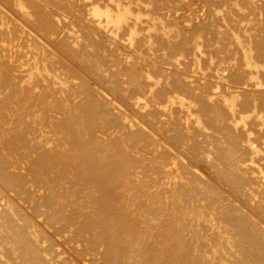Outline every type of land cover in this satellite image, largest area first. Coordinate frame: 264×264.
I'll list each match as a JSON object with an SVG mask.
<instances>
[{
    "label": "rangeland",
    "instance_id": "374dc122",
    "mask_svg": "<svg viewBox=\"0 0 264 264\" xmlns=\"http://www.w3.org/2000/svg\"><path fill=\"white\" fill-rule=\"evenodd\" d=\"M22 1H24V3L23 2L22 3L25 4L24 8H26V9L21 10L20 8H18L16 6L17 3L21 2V0H0V66L2 68H4V66H3L4 63L7 62V65L10 63V65L8 67L13 66L14 68H17L15 71L12 67V69H13L12 71L15 75L16 74L18 75V76L16 75L18 78L14 77V79L16 78L15 81L13 79H7L6 82H8L9 84L12 81V83H13V84L11 83L12 86H11V84L9 86L8 83L7 84L4 83L6 79L1 80L2 78L0 75V78H1L0 79L1 80V82H0V94L2 96V99L0 97V103H2L4 101L2 104L4 105V103H5V105H6L8 103V105L10 107V108L7 107V105L2 107L3 105L0 104L1 105L0 109L4 108L1 110L2 111L4 110L3 113L5 115L7 113L6 108L8 111V113H7L8 115H11L12 112H14L13 106H15V105L10 103V102H12L10 98L12 97L13 92L14 91L16 92V90H18L17 92H20L21 90H23V91L25 90L24 92L21 91L20 93L16 92V94L14 92V94H15V96L17 94L20 95V96L17 95L18 97H16V98H21V95L23 98H24V96L26 98L28 96L27 100L26 101L24 100L25 102L24 101L22 102V105H24L23 106L24 108L28 107L27 109H29V112H28V110L26 112V114L28 113L27 116L29 115V118L26 116H25L26 118H24L25 120L27 119L28 121L27 120L25 121L24 119H22L24 121H22L21 119L19 120L20 123L22 124L21 126H20V123L18 122V120L16 118L14 121V117H13V120L9 119L11 121H8V122L10 124H13V125L17 124L18 128L22 127L20 129V131L22 129L24 131L27 129V131H28V129L31 130L34 127V128H36V130H38V132H40V134H42V136H45L46 139L44 137L42 138L41 135L38 134L40 136L39 137L37 136V138L33 139L34 140L33 144L35 143L34 147L38 148L39 144H40V147H45V145L48 144L47 138L53 139L52 136H54L55 137L54 139L56 141H58L60 138L62 139V140L60 139L61 141L59 140L60 142L58 141V143H57L58 145H55L56 141H54V139H53L54 145L56 147L58 146L57 149L59 147H60L59 149L67 148V149L72 150V152H74L73 154H75L76 152H79V150L78 149L75 150L76 146H71L72 143L70 142V139L67 138V136H66V134H67L66 130L62 129L61 125L57 122H58V120L63 121L64 119H65V121L69 120L68 122H71L73 117L77 115V118L74 117V119H73V120H75V122L72 121V122H74L75 128H76L78 125L76 119L77 120L79 119L80 116L78 117V114H80V111L82 113L83 103L88 101L89 99L90 100H93V99L96 100L95 102L97 103V105H100V108L98 109V111L103 110L102 109L103 107L105 109L104 110L105 112H103V111L100 112V115H99L100 119H101L100 121L101 122L107 121V124L105 122H103L105 127L102 126L103 123L101 125L102 128L100 130L103 129V131H100L101 133L97 132V133H100V134H98V136L96 134L95 144H94V146L96 147V148L94 147L96 152H99L98 150L100 149L97 147H101V149H102L103 147H107V145L110 144V142L112 140H114V139L120 140L121 139V141L124 140V142H122V145L124 146V150H127L126 148H128L127 147L128 144H131L130 146L128 145L130 147L131 153H130V151L128 152L129 148L126 152L129 153L128 156L130 155V158L135 159V160L133 159L135 161L134 166H133V164H130L133 167L132 166L130 167V165L128 166V169L132 170V171L128 170L129 171L128 173L132 175V176L129 175V177H132L131 184H129L131 187L128 186V189L126 188V191H128V190L129 191L128 192L124 191L125 193L123 192V194L121 195V198L119 197L117 199H111L113 201H111V200L109 201V202H111L109 204L113 203L112 208L117 209L122 214L124 212V213L129 214V215L130 214L133 216L135 215V217L132 216L133 218H135V220L139 221L141 219L142 220L141 222L144 224V227L147 226V227H145L146 228L145 233H151V234L155 230H156V234L159 232L160 227H161V223L159 222V219L162 222L161 218H167L166 215L170 216V214L171 215L174 214V212H171V213L169 212V211H172L171 209H173V211L177 210L180 213V215L177 214L176 213L177 211H176L174 215H172L170 217L168 216V218H170V220H171V222H169V220H168V223L169 224L172 223L174 227L173 226L171 227L172 224H170V225L168 224L166 226V229H165V232L169 231L168 232L169 234H167L168 235L167 237L174 236V238L170 237V238H172V240L171 239L170 240L172 241V243L175 246L179 245L178 247L176 246V248L181 249L182 245L186 244L188 241H190V243L192 241V244H193V242L195 244H198V241H199L198 239L200 237H201L200 240L202 242H204L206 240L207 235H209V234L211 236H217L218 235L217 237H215L217 239L216 243H215L216 245L213 244V246L211 248L213 251L210 252V255H208V256H210V258H211L214 254V251H217V250L219 251L220 249H222L224 251L222 253L224 255H226V256H224L220 252L219 255L222 254V257H223L222 259L226 260V261L231 259L233 261L234 259L229 254L230 253L233 254V252H235L234 253V255H235L236 251L238 250L235 248V246H236L237 241L239 239V236H238V229L239 228L234 227L235 224L232 221H230L227 217L224 216V215H226L225 212L226 211L228 212V209H229L228 207H230L231 204H233L232 207L238 208V209H240V211L244 212V214L247 215V218H249L253 222H256L255 223L256 225L254 224L255 230L257 229V230H261V231L263 230L264 231V220H263L264 219L263 218L264 217V214H263L264 209L262 210V208L264 207V203H263L264 202V193H262V195H261V190L264 189V184H263L264 182H262L264 179L261 178L262 177L261 175L264 172L262 173L260 171L261 169L264 168V166L262 167V165H261V164L264 165V150H262L263 152L260 151V153H261L260 154V153L253 152L254 150L250 151V150L244 149L242 151V153L239 154L241 157H243V155L245 154L243 159L245 160L247 158L248 161H247V159L245 160V161H247V163H249L250 161L253 160L252 158L254 157V155L256 156V157H254L255 158L254 161L256 159H258V160H256V162H258V164H256V162H254V164L249 163L250 165H254V166L256 165L255 169L258 168L257 171L253 168L254 166L251 168L254 169L255 171L250 170V169L245 170L247 172L250 170L249 177L250 176L253 177V178H251V177L250 178L254 180V181H252V183H249L247 181L248 183H246V187H249L252 190L253 189L257 190V191H255V190L252 191L251 189L245 187L246 188L245 190H247L246 193H248L249 196L253 195L255 198L249 197L248 195H246V193L241 192V194H245V195H243V198H244L243 199L241 194H240V191L237 188H235L234 185L232 187V184L230 185L229 182L227 183L226 178L229 175L228 170H230V172L233 170L232 166H230V165L231 164L234 165V163H236V159L233 160V162L231 163V160L226 159L227 157L226 158L223 157V156H225L224 154L222 156L220 155V154L226 153L228 151V149H227L228 146H226V144L224 146H226L227 148L223 147V140L224 139H221L220 136L222 137V135H225V134L226 135L229 134L228 136L229 137L232 136L233 138L238 136V137H240L239 138L240 141H242L244 139L242 136H244V132H245L244 137L247 139L250 137L253 139L254 136L256 138H258L259 136H257V133H254L252 136H250L251 135L250 133H251V130L253 128H254V130H257V129L260 130L259 127L261 125H259L260 122H258V121H257L258 122V124H257L256 119L252 117L253 119H252V121L249 122V127H246V129L244 127H242L244 130L242 128H240L241 131L243 130L242 131L243 134L239 133V135H240L239 136L238 133L234 131V130H236V128L235 127H234L235 129L233 128V126H234V120L233 119L234 118L233 119L229 118L230 120H228V118H226L227 114H225V112H224L225 116H224V114L218 116V111L220 109H217V108H218V106L220 108L222 107V105H220L221 104L220 103V99H221L220 96L222 94H229L230 96H233L235 93L238 95L237 92H239V94L241 93V97H238V98L239 99L242 98L243 101H245V99L247 98L249 100V101L247 100L248 104L249 103L250 104L247 105L246 104L247 101L244 102L241 105L242 107L239 105L240 109H238V111H241V110L246 111L245 108L250 107L248 109H250V111L252 112V113L250 112L251 116H254L256 118L258 117L257 120L258 119L259 120L264 119V117H263L264 116V111H263L264 109L262 110V106H264L262 104V103H264L263 102L264 92H262V90L264 91V84H263V82H264L263 78L264 77H262V84L259 83L258 85L257 84L255 85L254 82L252 83V81H249V79H248L249 72L247 71V68L244 65V60H243L244 49H250V47H251L254 49L253 55L255 56V59L258 60V59L262 58L260 60H262L263 62L260 60H258V61L262 62L261 64H264V0H22ZM117 1L120 2L121 4L125 5V6L131 7V9L134 12L135 16L134 17L132 16L129 19L127 24L125 23L122 25L121 28H119V27L114 26V24H112L111 22L109 23L105 17H98V18L93 17V15H92L93 6L98 5V6L102 7L103 9H106L107 8L106 6L116 8L115 4ZM25 12H26V15H25ZM41 17L42 18L44 17L45 20L50 22V24L52 26L51 29L45 27V25H43L42 23L41 24L39 23ZM134 29H137L138 31H137L135 41L133 43H131L130 34H131L132 30H134ZM52 60H53V63L51 62ZM65 64H66V66H65ZM46 65H49L50 68L52 67V69H50V71H51L50 73H48L46 71V69H45ZM61 65H63V67ZM1 67H0V70L2 69ZM54 68H56V69H54ZM10 70H11V68H10ZM69 70L71 71V73L69 72ZM68 72H69V76H67ZM131 74L133 77H130ZM73 75L78 76L77 78H79L80 80H77L76 77H73ZM149 76L151 77L150 79H149ZM66 77H69L71 80L68 78H67V80H65ZM71 77H73V79ZM57 78H60V80ZM134 78H135V80H134ZM16 80H17V83H16ZM72 80H73V82H72ZM133 80L135 81L134 83H133ZM137 80H138V82H136ZM68 81H69V83H68ZM25 83H26V86L24 85ZM27 83L29 85H27ZM78 83H79V85H78ZM3 84H6L7 86H5ZM22 84H23V88H21ZM83 84H85V85L83 86ZM252 84L254 85V88H253ZM30 85H31V87H29ZM69 85L71 86L72 90L70 89ZM80 85H82L84 88ZM8 86H9V88H8ZM15 86H16V88H15ZM78 86H79L81 91L78 89ZM75 87H77V88H75ZM11 88L12 89L14 88L13 89L14 91L12 90V92L10 93L11 97H8L10 95L9 91H11L10 90ZM17 88H19V89H17ZM26 89L30 90L28 92H30V95L32 96L31 99H30L31 96L29 97V95H28L29 93L27 92ZM82 89L84 91H82ZM31 90H33L32 91L33 93L31 92ZM34 90L38 94L37 93L34 94L35 93ZM51 90H52V92L53 91H55V92L52 93ZM57 90L59 91V93ZM64 90L67 91L68 94ZM239 90H241V92ZM257 90L260 91L261 93H259ZM47 91H50V92H47ZM63 91L65 92V96H64ZM70 91H72L71 94H73L71 96L69 93ZM73 91H75V92L78 91V92H80V94H78V92H76V94H77L76 95L73 93ZM90 91L92 93H89ZM46 92H47V94H46ZM56 92H57V94H56ZM246 92H247V94L248 93L249 94L246 95ZM252 92H253V94L251 96L250 94ZM24 93H25V95H24ZM86 93H88L89 95L92 94L91 95L92 97L95 95L94 97L96 99L94 97L92 98L91 96L89 97L88 94H86ZM163 93L165 96L163 95ZM242 93H245V94H242ZM6 94H8V96ZM26 94H27V96H26ZM254 94L256 95L255 97L253 96ZM59 95L63 98L66 97L68 100V104H71V106L67 105V101H64V100H66V98L63 99ZM74 95H76V97ZM176 95H179L181 97V98H179V101L182 98H184L183 101L181 100L183 103L181 101H180L181 104L179 102H177L178 98L175 100ZM15 96H13V97H15ZM54 96L55 97L59 96V97H57L58 99L55 98L57 101L55 99H53ZM67 96H69L71 101L69 100V98ZM86 96H88V97H86ZM162 96H164V97H162ZM173 96H174V99H172ZM247 96H251V97H247ZM257 96L260 97L259 100H257V98H259ZM3 97H5V98L3 99ZM51 97L53 100H50ZM252 97L254 99L255 98L256 99L254 100ZM6 98H7V100H9V102L6 101ZM169 98L172 100L169 101ZM209 98H213V100H211ZM261 98H262V102H259V101H261ZM140 99H142V100H140ZM143 99H144V101H143ZM185 99H187V103H185V105H184ZM40 100H42V103H44L45 101H48V102L51 101L50 102L52 104L51 106H53V109L55 106V109L53 110L50 107V103H48V102L47 103L49 105L45 102V105H48V108H47V106L45 107V105L42 104ZM190 100H192L195 103V105H193L194 107L192 106V108L188 106V104L191 103ZM242 100L241 101L239 100L240 103L242 102ZM27 101H30V102L26 103ZM97 101L99 102V104ZM251 101L253 102L252 104H254V106H255L254 107L255 110H253V107L251 105ZM255 101H256V105L254 103ZM56 102H59V104H56ZM61 102H62V104H61ZM257 102H259V103L257 104ZM36 103H38V105ZM54 103H55V105H54ZM200 103L203 105H201ZM204 103H206L205 106H207V107L204 106ZM63 104L65 105L64 108L61 107ZM211 104H213V105H211ZM40 105L43 106L42 108L45 107L43 109L45 112H43ZM66 105L70 106V107H66ZM101 105H103V106L101 107ZM190 105H192V103ZM200 106H203V107L201 108ZM11 107H12V109H11ZM77 107H80L79 110L80 109L81 110L76 111L78 109ZM215 107H216L217 111H216ZM65 108H68V109L71 108V111L68 109L66 110ZM258 108L259 109L261 108V109L259 110ZM56 109H57V111H56ZM61 109H63V110H61ZM74 109H76V110H74ZM202 109H203V112L201 111ZM204 109L207 110L206 113H208L209 115L205 113ZM11 110H12V112H11ZM31 110H32V112H31ZM35 110H37L36 111L37 113L36 112L33 113ZM41 110L43 113H39V112H41ZM65 110L67 111L68 115L66 114ZM73 110L75 111V113ZM106 110H108V111H106ZM257 110L259 111V113H257L258 112ZM2 111H0V112L2 113ZM214 111H215V113H214ZM10 112H11V114H10ZM56 112L57 113L60 112L58 114L59 115L62 114L61 117ZM70 112H71V115H69ZM195 112H196V114H195ZM247 112H249V110ZM72 113H73V115L76 113L77 114L72 116ZM210 113H214L215 116H211ZM262 113H263V116H262ZM30 114H31V116H30ZM47 114H48V116H52V117H50V118L48 116L46 117ZM260 114H261V116H258ZM40 115H42V116H40ZM65 115H67V116H65ZM196 115L200 116L202 119H205V115H207L206 120L208 119L209 116H210L209 118H211L213 120L212 121L210 119H208V121L203 120L202 121L203 123L201 124L202 126H199L196 123V119L198 120L199 117L197 118ZM1 116H2V114H1ZM53 116L54 117L57 116V119H56V117L54 118ZM68 116H72V117L68 118ZM82 116H83V114L81 115V117ZM102 116L105 119L101 118ZM222 116H224L225 118L223 117V119H222ZM44 117H46V118L43 119ZM59 117H60V119H58ZM229 117H230V115H229ZM40 118H41V120H40ZM47 118L49 120L51 119L52 122L47 120ZM217 118L219 119L218 120L219 122L221 121L220 119H222L224 124L222 123V121H221V124L223 125L224 129L226 128V131L227 130L228 131L232 130V131H229V132L227 131L226 133H224L225 130L222 129L223 130V134H222L221 133L222 131L219 130V129H221V124L217 120H215V122H214V119H217ZM34 119H36V121ZM112 119L113 120L115 119L114 120L115 122ZM231 120H233V121H231ZM29 121H31V122H29ZM40 121L43 123L42 125L40 124L41 123ZM112 121H113V123H112ZM216 121L218 122L217 124H219L220 127L215 126V125H217ZM226 121H227V125H228L229 121L232 125L229 123V125H231V126H229V125L224 126L226 124ZM15 122H18L19 124L15 123ZM26 122H29L30 124L26 125ZM35 122L37 123V126H36ZM251 122L252 123L256 122V125L251 124V126H253V127H252V129H250V132H249L247 129L250 128ZM9 123H7L8 129H11V130L13 129V131H15V130L19 131V129L14 130V128H16V127H14L13 125H10ZM212 123L214 124V126H211ZM23 124H25V125H23ZM38 124L40 125V127L38 126ZM208 124H210V125H208ZM54 125H56V127H59V128H57L58 132L56 131V129H54V128H56ZM23 126H24V128L25 127L26 128L24 129ZM27 126L29 128H27ZM107 126H109V128H107ZM202 127H205V129L203 131H202V129H203ZM227 127L229 129H227ZM7 128H6V130H7ZM197 128H199L198 131H197ZM209 128H211V129H209ZM217 128H218V131L217 130L215 131V129H217ZM51 129H52V131H50ZM53 129L55 130V132L53 131ZM76 129L78 131H80L81 128H79V126H78ZM83 129H84V127L82 128V130L80 132L83 133V134H81V136L84 135L83 137H85V134H84L85 132H83V131H85V129L84 130ZM59 130H61V131H59ZM64 130L66 133L63 132ZM258 130H257V132H258ZM261 130L263 131L264 129L262 128ZM107 131H109V132H107ZM236 131H238V129ZM241 131L239 130V132H241ZM51 132H54L57 137H58V135H61L60 132L62 133V135L59 136V138H57L55 136V134H53ZM80 132H78V134H80ZM233 132H235V134L237 133V135L234 136ZM218 133H219V135L221 133L220 136L218 135L220 140L217 139ZM64 134L66 136L65 140H63ZM246 134L248 135V137H246ZM47 135H48V137H47ZM139 135H140V137H139ZM39 138H41V139H39ZM137 138H139V141ZM241 138H243V139H241ZM38 139L40 141H38ZM42 139H43L44 144L41 141ZM96 139H98L99 142H101L100 140H102V141L104 140L103 142H105V143L102 142L101 144H99L97 142L98 140H96ZM68 140H69V144L67 143ZM127 140L129 142H127ZM130 140H131V142H130ZM135 140H137V141H135ZM64 141H65V143H64ZM218 142H219V144H218ZM260 142H262V141L260 140ZM59 143H61V144H59ZM135 143H136V145H135ZM137 143H139V144H137ZM102 144H103V147L101 146ZM133 144H134L133 147L135 149L133 147H131ZM221 144H222V146H221ZM69 145H70V148H69ZM97 145H100V146H97ZM219 145H220V147H222V149L219 147ZM63 146H64V148H63ZM123 146H122V149H123ZM217 146H218V149L219 148L221 149V152H220V149L216 150ZM223 148L226 149V152H222V151H225ZM28 149H29V151H27ZM28 149H26L25 152L29 153L30 149H32V148H28ZM39 151H41V150H39ZM218 152L220 153L219 155H217ZM121 153H123V152L121 151ZM211 153L213 154V156H214V154H216L214 156L215 158L214 157L211 158L212 156L210 157L209 154H211ZM252 153H254V154L252 155ZM227 155L229 156V154H227ZM246 155L248 157H246ZM261 155H263V156H261ZM94 156H98V154L97 155L95 154ZM26 157H27V155H26ZM26 157L24 155H22V158H26ZM218 157L221 158L222 160H220ZM142 159H143V161H145V163H143V161H142L143 165L141 163ZM209 159H210V162H209ZM212 159H214V161H212ZM240 159H241V161H243L242 158H240ZM137 160H139L140 166H136V162H137V165H139ZM217 160H220V162H218L219 163L218 167L219 166L220 167L219 168L215 167L216 168L215 169L214 166H216ZM78 161L80 162L81 160H78ZM134 161H132V162H134ZM229 161H230V165H229ZM15 162L14 163L9 162L10 164H8L6 169L0 170V171H2V173L8 172V171L13 172L15 170V168H18V167H21V170H25V169H23V167H25V166H23L22 163L18 164V162H21L20 160L19 161L17 160L16 163ZM74 162H72L74 164L71 163V168L76 166V168L74 167L75 171H73V174L76 177L77 175L79 176V174H80L81 170H78V169H80V168H78V165L81 166V164H78L79 162L77 163L75 160H74ZM221 162H224V163H222L220 165ZM150 163L152 165H150ZM153 163L156 165L155 168L153 167L154 166ZM208 163H211V164H208ZM225 163L227 165H229L228 167H231L229 169L227 168L228 174H226L227 172L223 173V171H226L225 167H227V165ZM144 164H145V166L147 164L149 166L143 167ZM212 164H214V166H212ZM258 165H261L262 168ZM135 166H136V168H135ZM138 167H139V169H138ZM223 167L225 169H222ZM133 168H134V170H133ZM142 168H145V170H143ZM156 168H158V169H156ZM218 169L220 171L221 170L222 171L216 172V170H218ZM21 170H19V171H21ZM184 170H187V174L185 173L186 171H184ZM133 172H134V174H133ZM257 172H259V173L261 172V173L259 174ZM75 173H77V175ZM251 174L252 175L254 174V175L252 176ZM56 175H57V177H56ZM195 175L197 178L195 177ZM221 175H223V176H221ZM60 176H61V174H59V173H55V176H51V178H49V176L47 175L46 178L47 179L49 178L48 179L49 181L45 180L46 182H48V184H46V185H41V183L39 182V186H37L38 183H36V180L34 179L35 176H30V175L28 176L29 178L27 177L25 184H20L21 187L18 186L19 184H16V185L10 184V186L11 185L13 186V187L11 186L12 187V189H11V187L8 185L7 191L11 190L12 192H14V193H12L11 191H9V193L12 196L11 200L14 201V204L17 203L15 205L20 209V211L22 212V215H23V213H25L23 215V217H26V216L27 217L25 218V221H24V218L22 217L23 221H24V222L22 221V223L18 220H16V221L8 220V222L10 221V224H11V225H9V223H7V220L5 221V218H4L5 212H2V211H6V210L8 211V209H6L5 206L4 207L2 206L3 205L2 201H4V198L0 194V203H1L0 204V208H1L0 216L2 214L3 218H4V220H1L2 218L0 217V222L3 221L0 224L3 223V225H4V227H1L3 225H0V227H1L0 232L3 235V237H1V234H0V243H2V241H3V245L5 244L4 245L5 247L8 246L6 248H10L9 247L10 245L17 243L16 239L17 238L19 239L18 236L24 237V235L25 236L30 235V236H28V238L34 237L32 239H35L36 238L35 235L37 234L35 232H37V231L39 232V227H36V226L40 225L41 223L43 224V222L46 219H49V218H50V220L56 219L53 221L56 222L57 225L55 226L56 227L55 230L59 233L56 236V234H54L55 232L53 233V231H52V234H53L52 236H53V238L56 237V240H58V241L61 239L60 242L57 243L58 244L57 245V251L63 253V254H61L62 257H64L65 259L68 258L70 262L73 260L70 264H84V262H86V263L90 262L89 264H93V263L94 264H101V263L107 264L109 262L108 264H111L112 261L105 260L106 257L103 256V252L105 251L103 244L99 243L98 240H96V241H98V243L96 241H93L94 238L93 239L91 238L92 240L90 239L91 235H93V236H99L100 235L99 233L98 234L96 233V232H99V230L98 229L95 230V228H93L94 225H92V227L89 225V222H90L89 218H91L89 216H91V215L94 216L90 212L93 211V213H95V212H97V210L99 211L102 207V206L100 207L99 203L98 204L96 203L97 201H96V198H94L95 197L94 191H92V188H87V190L84 189L85 191H83V193H85V196H83L84 194L82 195V193L80 194L81 196L79 194L73 196V195H71V189L73 188L72 185L74 183L75 178L74 179L72 178V180H71V178H69V177H71V174H70V176L66 177L64 179L66 181L65 186L69 184L68 186H70L71 188L68 186H66L67 188H64L65 186H62V185H64L63 184L64 180L60 179ZM259 176H261V177H259ZM183 177H185V179H183ZM255 177H257V179L260 178L259 180H262V181L256 180ZM195 178L196 179L200 178V179L197 180V182H196ZM201 178H202V180H201ZM29 179H31V181H29ZM192 179H194L193 182H190V181H192ZM41 180H43V179H41ZM32 181H34L35 183L34 182L32 183ZM188 181L190 184H188ZM198 181H201L204 184L202 183V186H200L201 182H199L200 183L199 184ZM185 182H187V184ZM26 183L29 184V185H27V187H26ZM70 183H71V185H70ZM192 183H195V184L198 183L197 187L198 186L199 187L197 188L195 184H194L195 186H193ZM206 183H208V184H206ZM33 184H34V186H33ZM183 184L184 185L186 184L187 186H190V185L191 186H190V188L188 187L189 189H187V186L186 185L184 186ZM210 184H211V186H210ZM259 184H261L263 186V188H261L262 186ZM47 185H48V187L53 188V190L57 191V192H54L52 190L53 193L51 191V194H50L49 193L50 191L47 190L50 188L45 187ZM182 185H183V188H181ZM204 185H206L205 186L206 190L207 189L209 190L211 187L210 191H211L212 195H214V197H215L214 205H212L213 199H211V197L213 198V196L211 195L210 191L208 192V190L206 191V190L199 189L200 187L204 189ZM207 185H209V186L207 187ZM28 186H29V188H28ZM40 186H42V187L44 186L42 188L43 190L40 189ZM258 186H260V187H258ZM30 187H33V188H30ZM36 187H38V189ZM59 187H62L64 189L62 190V188L60 189ZM224 187H225V189H224ZM256 187H257V189H256ZM44 188H45V191H44ZM213 188H214V190L215 189L216 190L214 191ZM67 189H69L68 190V191H70L69 193H68ZM248 189H249V191H248ZM259 189H261V190H259ZM14 190H16V191H14ZM182 190H183V192H182ZM198 190H199V193H198L197 199H196V194H197ZM200 190H201V193L203 192L202 193L203 196H201L202 194L200 193ZM212 190H213V192H212ZM5 191H6V189H5ZM17 191H18V194H17ZM28 191H31V192L29 193ZM46 191H47V194L45 193ZM179 191L182 192V194H179L180 197L178 195ZM193 191L194 192L196 191V193H194ZM204 191H206V192H204ZM235 191H237L239 194ZM24 192H25V194H24ZM190 192H191V195H190ZM214 192H216V193H214ZM252 192L255 194H252ZM54 193H56V194H54ZM183 193H185V194H183ZM208 193L210 194L209 197L211 196L210 198H208ZM256 193H258V194L256 195ZM45 194H46V196H45ZM215 194H216V196H218L217 194H219L220 196L216 197ZM38 195H39V198H38ZM55 195L56 196L58 195L59 197H56ZM185 195H186V198L183 197ZM189 195L193 199L190 198ZM237 195H239V196H237ZM51 196H54V197H52L51 200L54 199L53 202L54 203L56 202L55 204L52 203V201L50 199H49L50 201L48 200L50 203H47L48 201L46 202V200L48 198H51ZM77 196H80V197L83 196L82 200L79 199L80 197H77ZM204 196H206L207 198ZM60 197L62 199L64 198L62 200V202H61ZM182 197L184 200L186 199L187 202H189V203L191 200V205L189 204L190 207H188V204H186L187 202L184 203L186 200L185 201L182 200L181 199ZM194 197H195L196 201H194ZM12 198H14V199H12ZM57 198H59L58 202H57V200H58ZM216 198L217 199L220 198L219 200L221 201V203L220 202L216 203V200H217ZM240 198H241V200H238ZM40 199L41 200L44 199L43 200L44 202L39 201ZM85 199H87L88 202ZM204 199H206L207 201L205 200V202H202V200L204 201ZM250 199H252V200H250ZM179 200H181V201L179 202ZM209 200H212V202L211 201L209 202ZM246 200L247 201L250 200V201H248V204H246L247 203ZM38 201H39V203H38ZM240 201H242V202H240ZM59 202H60V204H59ZM63 202H64V204H63ZM206 202H208V203H206ZM252 202H254V203H252ZM57 203L60 205V208L63 207L62 210H60L58 207L57 208L54 207L55 205L58 206ZM83 203L86 205L88 204L87 206L85 205L86 208L83 205ZM176 203L177 204L179 203V204L176 205ZM222 203H224V206H227V207H224ZM229 203H230V205H229ZM258 203H260L261 205ZM47 204H52V205L48 206ZM174 204H175L176 208L174 207ZM183 204H185V205H183ZM204 204H205V206H210V207H208L209 211L207 210V207L204 206ZM215 204L216 205L219 204L220 206L219 205L216 206ZM252 204H253V206H252ZM68 205H69V207H67ZM179 205L181 206L180 208H179ZM258 205H260V206H258ZM44 206L45 207L47 206V207L45 208ZM191 206H193L195 208H193ZM212 206H214V207H212ZM35 207H36V209H35ZM51 207L55 211L51 210ZM87 207H90L89 212H88L89 209ZM203 207H204V209H203ZM240 207L244 208L245 211ZM252 207L254 208L255 211L258 210V212H259V210H260V212L263 215H260L261 214L260 212L259 213H257V211L254 212ZM255 207H256V209H255ZM163 208H165L166 210H164ZM167 208L168 209L170 208V210H167ZM186 208H189V210L188 209L186 210ZM192 208L197 212H194L192 210ZM196 208H197V210H196ZM224 208L227 210H225ZM248 208H250V209L248 210ZM40 209H42L44 212H42V210H40ZM56 209H58V213L60 211L64 210V212L66 214H64L63 212L58 214L56 212L57 211ZM150 209H152V211H154V212L156 210L157 212H155V214L158 213V215H154V212L150 211ZM190 209L192 210L193 213L191 212ZM84 210H87L89 215H88V213L86 214V212ZM158 210H159V212H158ZM162 210L164 211V213H167V214H164L162 212ZM223 210H225V212ZM79 211H82V212H79ZM83 211L85 212V214L83 213ZM160 211L162 212V214H164L163 216H165V217L161 216L162 214L159 215ZM180 211L184 212L183 216L185 217V220H184V217L181 215L182 212H180ZM54 212H55L54 215L51 214ZM72 212L74 213V216H73ZM76 212H78L79 215H78V213L76 214ZM150 212H152V213H150ZM221 212L222 213L224 212L223 213L224 215H222ZM70 213L72 214V216H70L71 215ZM217 213L218 214L221 213V214H219L220 216ZM62 214H63V216L69 215L68 217H71V222L73 221L72 219L76 215H77L76 216L77 218H78V216L79 217L83 216L82 219L81 218H78V219L74 218L76 224H77V222H78V224L80 223V229H82L81 227L84 226V225H81V223L86 225L85 227H83L84 230H80V233L82 231V233H81L82 235L79 233L78 225H76L75 223H73V224L69 223L70 218H68L69 220L68 219L66 220V217H63ZM151 214H153L155 217ZM187 214H190V215H187ZM250 214L252 216H249ZM48 215H53V217L51 218V216H48ZM39 216H40V218H39ZM157 216H160L161 218L160 217L157 218ZM179 216H182V217H179ZM223 216L225 219H223ZM5 217H6V214H5ZM32 217H34L33 218L34 221H31ZM57 217L60 219V221H59V219H57ZM41 218L44 219L43 222H41L42 221ZM138 218H140V219H138ZM178 218L179 219L181 218V220H179ZM226 218L228 219L227 221H226ZM39 219H41V220H39ZM203 219H204V221H203ZM26 220L29 221V222H27L29 224V227H26V224H27V223L25 224ZM37 220H38L39 224H38ZM182 220L184 223L182 222ZM30 221L33 222L32 225L30 224L31 223ZM67 221H69V222H67ZM223 221H226L227 223L223 222ZM4 222H6L7 224ZM86 222H88V223H86ZM228 222H230V223H228ZM158 223H160V224H158ZM232 223H233V226L228 227ZM5 224L7 227L5 226ZM14 224H18L19 225L18 227H20V229L17 227V225H14ZM179 224H181V226ZM12 225H13V228H15L14 231L15 230L16 231L26 230L25 233L24 232L19 233L21 231H19V232L12 231V229H13V228L11 229ZM66 225H69V226H66ZM157 225H159V228ZM176 225H179L180 227L177 226L175 229ZM182 225H184L185 227ZM9 226H10L11 230L8 229ZM155 226L158 229L154 228ZM16 227H17V229H16ZM22 227H23V229H21ZM34 227L36 229L35 232H34V230H35ZM46 227H48V225ZM167 227H169L170 229L168 228V230H167ZM182 227H184V228L181 230ZM2 228H4V229L6 228L5 231H4V229L2 230ZM26 228H28V229H26ZM37 228H38V230H37ZM75 228H76V230H75ZM178 228H179V231H175V230H178ZM7 229H8V231H7ZM30 229H31V232L33 234H31V232L28 231ZM48 229H49V227H48ZM92 229H94L93 231L96 234L94 232H91V234L89 235L88 232L90 233V231H92ZM173 229H175L174 231L176 233H174ZM171 230L173 232H171ZM75 231L78 234H80V236ZM83 231H85V232H83ZM185 231H186V233L188 231V233H191V234L190 235L188 233L186 234ZM5 232L6 233H8V232L12 233L13 232V234L15 236L11 233L6 234ZM192 233H194L193 234L194 237H192ZM229 233L233 234L232 236L234 238L232 236H228V235H231ZM70 234H71V236H70ZM154 234H155V232H154ZM172 234H174V235H172ZM263 234H264V232H263ZM4 235L6 237H4ZM7 235L10 237L12 236L13 240H14V237H16L15 242L10 240L12 238L7 237ZM86 235H88L87 236L88 238H86ZM176 235L178 237H176ZM187 235H188V237H187ZM210 235L208 236V238H210ZM81 236H83V237H81ZM165 236H166V233H165ZM180 236H182V238H179ZM184 236H186L188 239H189V236H191L194 241L192 240L191 237H190V240H188L187 238H184ZM203 236H204V238H202ZM22 237H20V238L22 239ZM67 237H69L71 239V241L74 242V244H73V242H70V239H69V241L67 240L70 243V245L68 242H67L68 244H65ZM164 237H163V239L157 238L155 240V243H157L160 240L156 244L157 248L159 247L158 245H162V247H163V246H166V244L168 243L167 241L169 240V238L166 239V237L165 238ZM220 237H222L223 241L224 240L228 241L229 239L230 240L228 242L225 241L223 243L222 239ZM223 237H225V239ZM1 238L6 239V242L4 239H1ZM79 238H80V240H79ZM176 238L179 239V242H178V240L176 241ZM23 239H26V238L24 237ZM63 239L65 240V243H63L64 241H62ZM180 239H183L181 241L183 244L181 243V245H180ZM90 240L94 242L93 244H95V242L97 243L95 247L92 244H91V246L89 245ZM163 240H165V241L162 242ZM85 241H86V244H84ZM171 241L169 243H171ZM61 242H62V244L60 245ZM161 242H162V244H161ZM177 242H178V244H175ZM140 243H139V245L135 244L134 245L135 247L133 246L134 249H133V247L131 248L132 250L130 249L131 251H133V253H131L133 255L130 254L127 257L129 260L131 259V261H129L127 259V261L129 263L136 264V260H138L140 258L139 257L140 253H138V252L134 253V252H136L135 251L136 249H139ZM217 243H219V244L221 243L220 245L222 247H220V245H218ZM226 243L228 244V247H226V245H227ZM63 244L65 246L66 245L70 246V247L66 246L67 249H70L73 245V249L72 248L70 249V251L73 250V252L70 254L69 250L66 251V247ZM98 244H99V246H98ZM195 244H193V245H195ZM222 244L224 245L225 249H227L228 251L230 250V253L227 250L223 249ZM37 245H38L37 243L34 244L33 248L35 249L37 247L38 248L41 247V253H40L38 248L36 249L39 251V255L41 257L44 256L42 258L47 260L48 264H56L53 260H50L45 255H43V253H42L43 245H38V246ZM88 245H89V248H91L90 250L87 248ZM229 245L233 246L234 248L231 249L232 247H230ZM47 246H49V245H47ZM104 246H105V244H104ZM64 247H65V249H64ZM96 247L99 251L96 250ZM216 247H219V248H216ZM74 248L75 249L77 248L76 250L78 252L76 250H74ZM94 248H95V250H94ZM85 249H88V252L89 251L91 252V253H89L90 257L88 254L85 255V253H87V252H85L86 251ZM102 249H104V250H102ZM83 250H85L84 251L85 253L83 252ZM75 251H76V253H75ZM80 251H82V253L78 254V253H80ZM96 251H98V252L96 253ZM35 252L36 251H33L31 255H33ZM197 252L198 251H195V253H194L196 256H198ZM227 252H228V254H226ZM211 253H212V255H211ZM35 254H36V256L34 259L33 256ZM35 254L32 256L33 258L29 257V259L26 258L25 260L31 261L32 264L33 263L35 264L38 260V262L36 264H38V263L41 264L44 261V259H42L40 256H37L38 252H36ZM92 254H95V256L97 255L96 256L97 258L94 257ZM100 254H101V256H103V259L101 256H99ZM134 254H138V255H135V259H134ZM199 254H202V252ZM79 255L82 258L81 260L79 259V257H80ZM67 256H69V257H67ZM136 256L138 257V259H136ZM208 256H207V258H209ZM227 256H230L229 259H225V257L227 258ZM235 256L238 258L239 255L236 254ZM39 257H40V260H39ZM214 257H216V255ZM14 259H16V257H14ZM32 259H34L35 261ZM41 260H42V262H41ZM82 260L83 261L85 260V261L83 262ZM140 260H142V259H139L137 261V263H140ZM223 260H221L220 264H226V263L228 264L229 261L225 262ZM20 261H22V259H20ZM20 261L18 259H16V263L17 262L19 263ZM106 261H107V263H106ZM144 261L145 260L143 259V262L142 261L141 262L143 264H145L146 261L145 262ZM149 261L150 262H148V264L149 263L152 264V261L150 259H149ZM44 262L42 264H46V262L45 263ZM120 262L118 264H120ZM217 262L218 261H216V263Z\"/></svg>",
    "mask_w": 264,
    "mask_h": 264
},
{
    "label": "bare ground",
    "instance_id": "6f19581e",
    "mask_svg": "<svg viewBox=\"0 0 264 264\" xmlns=\"http://www.w3.org/2000/svg\"><path fill=\"white\" fill-rule=\"evenodd\" d=\"M24 3V1H22L21 0V2H19V3H17L16 4V6L18 7V8H20L21 10L22 9H26V8H24L25 6V4H23ZM116 6V8H112V7H109V6H106L107 8L106 9H103L102 7H100V6H93V10H92V15H93V17H95V18H98V17H105L106 18V20L110 23H112V24H114V26H116V27H119V28H121L122 27V25L123 24H127L128 23V21H129V19L133 16H135L134 15V12H133V10L131 9V7H128V6H125V5H123V4H121L120 2H116V4H115ZM238 6V5H237ZM27 7V6H26ZM115 9V10H114ZM23 13V12H22ZM25 15H26V12H25ZM31 17V16H30ZM39 23L41 24H43V25H45V27H47V28H50L51 29V24H50V22L49 21H47V20H45L44 19V17L42 18L41 17V19H40V21H39ZM166 27V26H165ZM137 29H134V30H132V32H131V34H130V41H131V43H133L134 41H135V38H136V35H137ZM165 37V36H164ZM252 46V45H251ZM253 48H251L250 47V49H244V52H243V60H244V65L246 66V68H247V71L249 72V74H248V79H249V81H252V83L254 82L255 83V85L257 84H259V83H261L262 84V77H264V64H261L263 61L262 60H260V59H262V58H260V59H258V60H260V61H262V62H259L257 59H255V56L253 55ZM260 57V56H259ZM52 63H53V60L51 61ZM55 62V61H54ZM51 64V63H50ZM49 64V65H50ZM63 64V63H62ZM10 65V63L7 65V62L6 63H4V68H2L1 66V70H0V75H1V80H5V82L4 83H8V82H6L7 81V79H13L14 81H15V79H14V77H17L14 73H13V69L16 71V69L17 68H14L13 66H10V67H8ZM49 65H46L45 66V69H46V71L48 72V73H50L51 71H50V69H52V67L50 68V66ZM54 65V64H53ZM62 67H63V65H61ZM65 66H66V64H65ZM12 67H13V69H12ZM54 67V66H53ZM56 67V66H55ZM10 68H11V70H10ZM54 69H56V68H54ZM59 70V69H58ZM14 71V72H15ZM53 71V70H52ZM57 71V70H56ZM63 71V70H62ZM69 72L71 73V71L69 70ZM69 72H68V74H67V76H69ZM64 74V73H63ZM60 76V75H59ZM64 76V75H63ZM73 77H76V79L77 80H80L79 78H77L78 76H74L73 75ZM73 77H71L72 79H73ZM130 77H133L132 76V74H131V76ZM18 78V77H17ZM67 78L68 79H70L69 77H66V79L65 80H67ZM151 77L149 76V79H150ZM57 79H59L60 80V78H57ZM63 79V80H64ZM75 79V78H74ZM75 79V80H76ZM153 79V78H152ZM264 79V78H263ZM1 80H0V82H1ZM71 80V79H70ZM134 80H135V78H134ZM133 80V83L135 82ZM13 81V82H14ZM72 82H73V80H72ZM136 82H138V80L136 81ZM12 83V81L10 82V84ZM16 83H17V80H16ZM68 83H69V81H68ZM81 83V82H80ZM251 83V82H250ZM6 84H3V85H5V86H7ZM10 84L8 83V85L10 86ZM13 84V83H12ZM12 84H11V86H12ZM263 84H264V82H263ZM17 85V84H16ZM25 86H26V83L24 84ZM27 85H29L28 83H27ZM78 85H79V83H78ZM85 84H83V86H84ZM140 85V84H139ZM138 85V86H139ZM153 85V84H152ZM251 85V84H250ZM9 86H8V88H9ZM22 87L21 88H23V84L21 85ZM70 86V85H69ZM77 86V85H76ZM80 86H82V85H80ZM82 86V87H83ZM252 86H253V88H254V85L252 84ZM29 87H31V85L29 86ZM81 87V88H82ZM249 87V86H248ZM15 88H16V86H15ZM26 88V87H25ZM28 88V87H27ZM75 88H77V87H75ZM84 88V87H83ZM263 88V87H262ZM14 89V88H13ZM12 88L10 89L11 91H9V94L12 92V90H13ZM17 89H19V88H17ZM32 89V88H31ZM70 89H71V86H70ZM78 89L80 90V88H79V86H78ZM16 90V89H15ZM27 90V92L28 91H30V90H28V89H26ZM72 90V89H71ZM88 90V89H87ZM246 90V89H245ZM14 91V90H13ZM18 90H16V92H17ZM22 92H24L23 90H21ZM20 91V92H21ZM33 90H31V92H32ZM58 91V90H57ZM65 91V90H64ZM63 91V92H64ZM69 91V90H68ZM81 91V90H80ZM82 91H84L83 89H82ZM240 92H241V90H239ZM249 91V90H248ZM258 91V90H257ZM15 92V91H14ZM14 92H13V95H12V97L13 96H15V94H16V92H15V94H14ZM20 92H17V93H20ZM34 92H35V90H34ZM47 92H50V91H47ZM47 92H46V94H47ZM51 92H52V90H51ZM53 92H55V91H53ZM52 92V93H53ZM65 92H67V91H65ZM65 92H64V96H65ZM76 92H78V91H76ZM76 92L75 91H73V93L74 94H76ZM235 92V91H234ZM254 92V91H253ZM253 92L250 94L251 96H252V94H253ZM259 93H261L260 91H258ZM262 92H264L263 90H262ZM7 93V92H6ZM29 94V97L31 96L30 95V92H28ZM33 93V92H32ZM37 92H35L34 94H36ZM58 93H59V91H58ZM61 93V92H60ZM70 93V96L71 95H73V94H71L72 93V91H70L69 92ZM89 93H92L91 91L89 92ZM162 93V92H161ZM238 93V95L235 93L233 96H230L229 94H222L221 96H220V105H222V107L220 108L219 106H218V108L217 109H220L219 111H218V116H220V115H222V114H224V112H225V114H227L226 115V118H228V120H230V119H233L234 120V126H233V128L235 127L236 128V130L238 129V131H236V130H234L235 132H237L238 133V135H239V133H241V134H243L242 133V131L244 130L242 127H244L245 129H246V127H249V122L250 121H252V119L253 118H255L256 119V122L258 121V122H260V124L259 125H261L260 127H259V129L260 130H258V132H257V130H254V128L252 129V127L253 126H251V124H255L256 125V122H254V123H250V128L249 129H247L249 132H250V129H252L251 130V135L250 136H252L254 133H257V136H259L258 138H256L255 136H254V138L252 139L251 137L250 138H245L244 136H245V132H244V136H242L243 138H241V139H243L242 141H240V137H235V138H233L232 136H228L229 134H225V135H222V137L220 136L221 135V133L223 134V130L222 129H224L223 128V125L221 124V121H222V119H223V117L225 116V114H224V116H222V119H220L221 121L219 122L218 120V118L217 119H214V122H215V120H217L220 124H221V129H219L220 131H222L221 133H220V135H219V133L217 134V136L219 135L220 136V138L221 139H224L223 140V147L224 148H227L226 146H228V153L226 152V149H224L225 151H222V152H226V153H222V154H220L219 152H218V154L217 155H225V156H223L224 158H226V159H228V160H231V163L233 162V160H235L236 159V163H234V165H230V161H229V165L230 166H232V171L230 172V170H228L229 168H231V167H228L229 165H227L226 163V165H227V167H225L226 168V171H223V173H225V172H227V170H228V172H229V175L227 176V178H226V180H227V183L229 182L230 183V185L232 184V187H233V185H234V187L235 188H237L239 191H240V194H241V192L242 193H246L247 192V190H245L246 188H249V187H246V183H252V181H254L253 179H251V178H253V177H249V174H250V170H254L256 167V165L254 166V165H250V164H254V162H256V160H258V159H256L255 161H254V157H256L255 155H254V157L251 159L252 161H250L249 163H247V161H248V159L246 158V157H248L247 155H246V159H247V161H245L244 159H243V157H244V155H243V157H241L239 154H241L242 153V151L244 150V149H247V150H254L253 152H255V153H260V151H262V150H264V130L262 131L261 129L263 128L264 129V119L263 120H257V118L256 117H254V116H251L250 115V109H248V108H250V107H246L245 108V110L246 111H244V110H241V111H238V109H240L239 108V105L241 106L244 102H246L248 99L245 97L246 95H248L247 94V92H246V95L244 96L245 98V101H243L242 100V98H238V97H241V93L239 94V92H237ZM23 94V93H22ZM38 94V93H37ZM41 94V93H40ZM56 94H57V92H56ZM67 94H68V92H67ZM78 94H80V92H78ZM86 94H88V93H86ZM85 94V95H86ZM242 94H245V93H242ZM258 94V93H257ZM3 95V94H2ZM7 96H8V94H6ZM18 96H20L19 94H17ZM15 96V97H11V94L8 96V97H11L10 99H11V101L12 102H10V103H12L13 105H15V106H13L14 108V112H12V110H11V112H12V114H11V112H10V114L11 115H8L7 113H8V111H7V108H6V115L3 113V111L1 110V109H4V108H1L0 109V111H2V116H1V114H0V170H5L6 169V167L8 166V164H10V163H14L15 161L17 162V160L19 161H21V162H18V164H23V166H25V167H23V169H25V170H21V167H18V168H15V170L12 172V171H8V172H3L2 173V171H0V194L3 196V198H4V201H2L3 202V207L5 206L6 207V209H8V211L6 210V211H2V212H5V214H6V217H5V214H4V218H5V221L7 220V223H9V225H11L10 224V221H16V220H18V221H20L21 223H22V221H23V218H24V221H25V218L27 217H23V215L25 214V213H23V215H22V212L20 211V209L15 205V204H17V203H15L14 204V201L13 200H11V194L9 193V191H11V190H9V191H7V187H8V185L10 186V184H19L18 186H20V184H25V182H26V179H27V177L30 175V176H35L34 177V179L36 180V183H38L37 184V186H39V182L41 183V185H46V184H48V182H46L49 178H51V176H55V173H59V174H61V176H60V179H65L66 177H68V176H70V174H71V177H69V178H71V180H72V178L74 179V183H73V188L71 189V195H73V196H75V195H80L81 193H82V195L83 196H85V193H83V191H85V190H87V188H92V191H94V195H95V197L94 198H96V203L98 204L99 203V205H100V207H101V209L98 211L97 210V212H95V213H93V211L92 212H90V213H92L94 216H89V217H91V218H89V225L92 227V225H94L93 226V228H95V230H99V232H96L97 234L99 233L100 235L99 236H93V235H91V237H90V239L92 238H94V240L93 241H96V240H98L99 241V243H102L103 244V247L105 248V251L103 252V256L104 257H106V259L105 260H110V261H112V263L111 264H118L120 261V264H134V263H129L128 261H127V257L131 254V253H133V251H131L132 249V247L135 245V244H138L139 245V243H140V246H139V249H136L135 251L136 252H134V253H140V258L139 259H142V260H140V263L141 264H143L142 262H143V259L146 261V263L145 264H148V262H150L149 261V259L152 261V264H220L221 263V260H223L222 258V252H224L222 249H220L219 251L217 250V251H214V254H213V256L210 258V256H208V255H210V252H212L213 250L211 249L212 248V246H213V244H215L216 243V238L215 237H217V236H211L210 234V238H208V236L209 235H207V237H206V240L204 241V242H202L201 240H200V238L198 239L199 241H198V244H195L194 242H193V244H195V245H193L192 244V241H191V243H190V241H188L186 244H183L181 241L183 240V239H180V245H181V243L183 244L182 245V247H181V249H178V248H176V246L172 243V238H174V236H170V237H172V238H170V237H167L168 235L167 234H169L168 232L169 231H167L168 230V228L170 227H167V232H165V229H166V226L169 224L168 223V220H169V222H171V220H170V218H168V216L169 215H166L167 216V218H161L160 216H157V218L158 217H160L161 219H162V222L160 221V219H159V222L161 223V227H160V230H159V232L156 234V230L154 231L155 232V234H154V232L151 234V233H145V231H146V228L145 227H147V226H145L144 227V224L141 222L142 220L140 219V218H138V219H140L139 221H137V220H135V218H133V217H135V215L133 216V215H129V214H126V213H124L123 212V214L121 213V212H119L117 209H113L112 208V204H109V203H111V202H109L111 199H117V198H121V195L123 194V192L124 191H126V188L128 189V186H130L129 184H131V179H132V177H129V175H131V174H129L128 172V170H130V171H132L131 169H128V166L130 165V164H133V166H134V164H135V159L134 158H130V155L128 156V154L129 153H127L126 151L128 150V148H129V150H128V152L130 151V145L131 144H128L127 145V147L128 148H126L127 150H124V146L122 145V142H124V140L123 141H121V139L119 140H117V139H114V140H112L111 142H110V144H108L107 145V147H103V144L101 145L103 148L101 149V147H97V148H100L98 151L99 152H96V150H95V146H94V144H95V138H96V134H97V136H98V134H100L101 132L100 131H103V129L102 130H100L102 127H101V125H102V123L103 122H105L106 124H107V121H100L101 119H100V112H105L104 110V107L102 108L103 110H101V111H98V109L100 108V105H97V103L95 102L96 100H88V101H86V102H84L83 103V105H82V107H83V110H82V113H81V109L79 110V108L81 107L80 105V107H77L78 109L76 110V109H74V110H76V111H80V114H78V117L80 116L81 117V115L83 114V116L80 118L79 117V119L77 120L76 118H77V113L76 114H74V115H76V116H74L73 115V113H72V116H74V117H76L75 119H76V121H77V123H78V125H77V127L79 126V128H81L80 129V131L82 130V128L84 127V129H85V131H83V132H85L84 134H85V137H83L84 135H82L81 136V134H83L82 132H80V131H78L76 128H75V124H74V122H75V120H73L74 119V117H73V119H72V121H74V122H68L67 120L65 121V119L63 120V121H59L58 120V122L57 123H59L60 125H61V127H62V129H65L66 130V132H67V134H66V136H67V138H69L70 139V142L72 143V145L71 146H76L75 148V150H79V152H76L75 154H73L74 152H72V150H70V149H67V148H64V146L66 145H64L63 146V148L64 149H57V147L55 146V145H58L57 143H58V141L61 139H59L58 141H56L54 138V136H52L53 137V139H54V141H56V144L54 145V141H53V139L52 138H47V142H48V144L47 145H45V147H40V144H39V147L37 148V147H34L35 145V143L33 144V139L34 138H37V136L39 137L40 135H41V137L43 138H45V136H42V134H40V132H38V130H36V128H34L33 127V129H31V130H29L28 129V131H27V129L24 131L23 129L20 131V129L22 128H18V125L17 124H10L8 121H11V120H9V119H12L13 120V117H14V121H15V118L18 120V122L20 123V119L22 120V119H24V118H26V117H28L29 118V115L27 116V114H26V112H27V110H28V112H29V109H27V108H24L23 106L24 105H22V102L25 100H27V98H28V96H27V94H26V96H27V98L24 96V98L22 97V95H21V98H16V97H18V96ZM24 95H25V93H24ZM43 95V94H42ZM54 95V94H53ZM77 95V94H76ZM76 95H74L75 97H76ZM92 95V94H91ZM91 95H89L88 94V96L90 97ZM94 95V94H93ZM163 95H164V93H163ZM232 95V94H231ZM261 95V94H260ZM4 96V95H3ZM6 96V97H7ZM41 96V95H40ZM39 96V97H40ZM60 96V95H59ZM59 96H54L53 97V99H58L57 97H59ZM84 96V95H83ZM88 96H86V97H88ZM95 96V95H94ZM93 96V97H94ZM165 96V95H164ZM164 96H162V97H164ZM179 95H176V98H175V100L178 98V101L177 102H179L180 104H181V102L183 101V99L184 98H182L180 101H179V98H181L180 96L178 97ZM251 96H247V97H251ZM254 97L256 96L255 94L253 95ZM0 97H1V99H2V96H1V94H0ZM36 97V96H35ZM34 97V98H35ZM38 97V98H39ZM45 97V96H44ZM43 97V98H44ZM61 97V96H60ZM68 98H69V96H67ZM82 97V96H81ZM85 97V98H86ZM92 97V96H91ZM92 97V98H93ZM257 97H259V96H257ZM5 97H3V99H4ZM26 98V99H25ZM32 98V96L30 97V99ZM61 98H63V97H61ZM66 98V97H65ZM65 98H63V99H65ZM83 98V97H82ZM81 98V99H82ZM95 98V97H94ZM253 98V97H252ZM40 99V98H39ZM47 99V98H46ZM52 99V97H51V99L50 100H53ZM55 99V100H56ZM88 99V98H87ZM86 99V100H87ZM96 99V98H95ZM166 99V98H165ZM172 99H174V96H173V98ZM172 99H170L169 98V101L170 100H172ZM209 99H211V100H213V98H209ZM254 99V98H253ZM256 99V98H255ZM254 99V100H255ZM260 99V97L259 98H257V100H259ZM263 99H264V97H263ZM36 100V99H35ZM43 100V99H42ZM42 100H40L41 101V103H42ZM49 100V99H48ZM60 100V99H59ZM69 100H70V98H69ZM84 100V99H83ZM140 100H142V99H140ZM174 100V101H175ZM242 100V102L240 103V101ZM256 100V101H257ZM6 101H8L9 102V100H7V98H6ZM5 101V102H6ZM24 101V102H25ZM32 101V100H31ZM34 101V100H33ZM57 101V100H56ZM61 101V100H60ZM64 101H67V105H70L71 106V104H68V100H67V98H66V100H64ZM71 101V100H70ZM143 101H144V99H143ZM191 101V103H192V105H190V104H188V106L189 107H191L192 108V106L193 105H195V103L192 101V100H190ZM189 101V102H190ZM249 101V100H248ZM248 101L246 102V104L247 105H249L248 104ZM256 101L254 102L255 103V105H256ZM4 102V101H3ZM2 102V103H3ZM30 101H27L26 103H29ZM46 103L48 102V101H45ZM45 102L44 103H42V104H44L45 105ZM51 102V101H50ZM50 102H48V103H50ZM63 102V101H62ZM62 102H61V104H62ZM98 102V101H97ZM102 102V101H101ZM176 102V101H175ZM188 102V103H189ZM259 102H262V98H261V101H259ZM259 102H257V104L259 103ZM263 102H264V100H263ZM2 103H0V104H2ZM9 103V104H10ZM34 103V102H33ZM40 103V102H39ZM47 103V104H48ZM80 103V102H79ZM174 103V102H173ZM183 103V102H182ZM185 103H187V99H185V102H184V105H185ZM211 103V102H210ZM253 102L251 101V105H252V107H253V110H255V106H254V104H252ZM11 104V105H12ZM24 104V103H23ZM37 105H38V103H36ZM56 104H59V102H56ZM65 104V103H64ZM62 105L61 107H63L64 108V106L65 105ZM78 104V103H77ZM98 104H99V102H98ZM104 104V103H103ZM170 104V103H169ZM201 104V103H200ZM205 104L206 103H204V106H205ZM245 104V105H246ZM263 105H264V103H262ZM3 105V104H2ZM7 105V107H9V105H8V103L6 104ZM5 105V103H4V105L2 106V107H4V106H6ZM10 105V106H11ZM29 105V104H28ZM34 105V104H33ZM49 105V104H48ZM48 105H45V107L47 106V108H48ZM52 104L50 103V107L53 109V106H51ZM54 105H55V103H54ZM66 105V107H70V106H67ZM171 105V104H170ZM201 105H203V104H201ZM211 105H213V104H211ZM219 105V104H218ZM250 105V106H251ZM27 106V105H26ZM25 106V107H26ZM41 106V105H40ZM39 106V107H40ZM103 105H101V107H102ZM161 106V105H160ZM199 106V105H198ZM258 106V105H257ZM262 106V105H261ZM0 107H1V105H0ZM34 107V106H33ZM43 106H41V108H42ZM44 107V108H45ZM59 107V106H58ZM194 107V106H193ZM196 107V106H195ZM201 108L203 107V106H200ZM199 107V108H200ZM205 107H207V106H205ZM204 107V108H205ZM211 107V106H210ZM213 107V106H212ZM242 107V106H241ZM251 107V108H252ZM264 106H262V110L264 109L263 108ZM10 108V107H9ZM36 108V107H35ZM44 108H42V110L44 109ZM198 108V109H199ZM257 108V107H256ZM11 109H12V107H11ZM32 109V108H31ZM38 109V108H37ZM54 109H55V106H54ZM53 109V110H54ZM58 109V108H57ZM57 109H56V111H57ZM66 110L68 109V108H65ZM214 109V108H213ZM215 109H216V107H215ZM217 109H216V111H217ZM259 109V108H258ZM261 109V108H260ZM259 109V110H260ZM33 110V109H32ZM32 110H31V112H32ZM42 110H41V112H39V113H43V112H45L44 110H43V112H42ZM60 110V109H59ZM58 110V111H59ZM61 110H63V109H61ZM65 110V112H66V114H67V111ZM68 110H70L71 111V108H69ZM73 110V111H74ZM249 110V112H247ZM252 110V111H253ZM37 110H35L33 113H35ZM39 111V110H38ZM72 111V112H73ZM106 111H108V110H106ZM200 111V110H199ZM202 112H203V109L201 110ZM204 111H205V113H206V111L207 110H205L204 109ZM258 111V110H257ZM264 111V110H263ZM64 112V111H63ZM69 112V111H68ZM209 112V111H208ZM223 112V113H222ZM261 112V111H260ZM37 113V112H36ZM57 113V112H56ZM58 113H60V112H58ZM57 113V114H58ZM74 113H75V111H74ZM79 113V112H78ZM109 113V112H108ZM204 113V114H205ZM214 113H215V111H214ZM214 113H210V115L211 116H215V114ZM217 113V112H216ZM252 113V112H251ZM257 113H259V111L257 112ZM256 113V114H257ZM45 114V113H44ZM55 114V113H54ZM53 114V115H54ZM65 114V113H64ZM193 114V113H192ZM195 114H196V112H195ZM194 114V115H195ZM198 114V113H197ZM206 114H208V113H206ZM213 114V115H212ZM35 115V114H34ZM59 115V114H58ZM62 115V114H61ZM61 115H59L60 117H61ZM68 115V114H67ZM67 115H65V116H67ZM69 115H71V112H70V114ZM193 115V116H194ZM209 115V114H208ZM229 115H230V117H229ZM254 115V114H253ZM26 116V117H25ZM30 116H31V114H30ZM33 116V115H32ZM40 116H42V115H40ZM48 116V114L46 115V117ZM72 116H68V118L69 117H72ZM197 116V118H198V120L196 119V123L199 125V126H202L201 124L203 123L202 121L203 120H206V116L207 115H205V119H202L200 116H198V115H196ZM258 116H261V114L260 115H258ZM262 116H263V113H262ZM34 117V116H33ZM46 117H44L43 119H45ZM49 118L50 117H52V116H48ZM54 117V116H53ZM56 117V119H57V116H55ZM54 117V118H55ZM60 117L58 118V119H60ZM210 117V116H209ZM208 117V119H210L211 121L213 120V119H211V118H209ZM253 117V118H252ZM264 117V116H263ZM31 118V117H30ZM53 118V119H54ZM65 118V117H64ZM101 118H103V116L101 117ZM196 118V117H195ZM215 118V117H214ZM225 118V117H224ZM230 118V119H229ZM103 119H105V118H103ZM208 119L206 120V121H208ZM254 119V120H255ZM16 120V121H17ZM25 120V119H24ZM24 120H22V121H24ZM27 120V119H26ZM25 120V121H26ZM30 120V119H29ZM35 121H36V119H34ZM38 120V119H37ZM40 120H41V118H40ZM47 120H49L48 118H47ZM55 120V119H54ZM71 120V119H70ZM113 120V119H112ZM115 120V119H114ZM113 120V121H114ZM227 120V121H228ZM233 120H231V121H233ZM28 121V120H27ZM33 121V120H32ZM39 121V120H38ZM37 121V122H38ZM50 122H52V120L50 119L49 120ZM113 121H112V123H113ZM216 121V124L218 123ZM225 121V120H224ZM227 121H226V124L224 125V126H228L229 125V123H230V121L228 122V125H227ZM18 122H15V123H18ZM29 122H31V121H29ZM29 122H26V125H29L30 123ZM41 122V121H40ZM39 122V123H40ZM115 122V121H114ZM258 122H257V124H258ZM7 123H9L10 125H13L14 127H16V128H14V130L15 129H19V131H13V129L11 130V129H8L7 128ZM18 123V124H19ZM25 123V122H24ZM28 123V124H27ZM36 123V122H35ZM111 123V124H112ZM205 123V122H204ZM222 123H223V121H222ZM41 125L43 124L42 122L40 123ZM46 124V123H45ZM213 124V123H212ZM211 124V126H214V124L212 125ZM224 124V123H223ZM231 124V123H230ZM22 124L20 123V126H21ZM23 125H25V124H23ZM32 125V124H31ZM35 125V124H34ZM204 125V124H203ZM208 125H210V124H208ZM232 125V124H231ZM231 125H229V126H231ZM12 126V127H13ZM36 126H37V123H36ZM38 126L40 127V125L38 124ZM49 126V125H48ZM55 127H56V125H54ZM81 126V127H80ZM102 126H104V123H103V125ZM111 126V125H110ZM206 126V125H205ZM215 126H219V124H217V125H215ZM241 126V127H240ZM32 127V126H31ZM30 127V128H31ZM105 127V126H104ZM207 127V126H206ZM220 127V126H219ZM218 127V128H219ZM6 128H7V130H6ZM23 128H24V126H23ZM26 128V127H25ZM24 128V129H25ZM27 128H29L28 126H27ZM54 128V127H53ZM57 128H59V127H56V128H54V129H56V131L58 132V129ZM107 128H109V126H107ZM203 129H202V131L205 129V127H202ZM218 128L217 129H215V131L217 130L218 131ZM231 128V127H230ZM232 128V129H233ZM234 128V129H235ZM240 128H242L243 130L241 131V129ZM53 129V131L55 132V130ZM83 129V130H84ZM198 129L199 128H197V131H198ZM207 129V128H206ZM209 129H211V128H209ZM227 129H229L228 127H227ZM256 129V128H255ZM65 130L63 131L64 133H66L65 132ZM110 130V129H109ZM225 131H224V133H226L227 131H226V128L224 129ZM239 130L241 131V132H239ZM254 130V131H253ZM50 131H52V129L50 130ZM59 131H61V130H59ZM112 131V130H111ZM200 131V130H199ZM219 131V132H220ZM229 131H232V130H229ZM228 131V132H229ZM246 131V130H245ZM54 132H51V133H53V134H55ZM56 132V133H57ZM78 132H80V134H78ZM97 132H100V133H97ZM106 132V131H105ZM107 132H109V131H107ZM235 132H233V134H234V136H236L237 135V133L235 134ZM248 132V133H249ZM38 134H40V135H38ZM52 134V135H53ZM60 134L62 135V133L60 132ZM111 134V133H110ZM61 135H58V137L56 136V134H55V136L57 137V138H59V136H61ZM104 135V134H103ZM65 134H64V139L63 140H65ZM138 136V135H137ZM216 136V137H217ZM219 136L217 137V139H219L220 140V138H219ZM228 136V137H227ZM240 136V135H239ZM47 137H48V135H47ZM103 137V136H102ZM139 137H140V135H139ZM246 137H248V135L246 134ZM100 138V137H99ZM98 138V139H99ZM133 138V137H132ZM39 139H41V138H39ZM38 139V141H40ZM46 139V138H45ZM44 139V140H45ZM98 139H96V140H98ZM129 139V138H128ZM138 139V141H139V138H137ZM215 139V138H214ZM62 140V139H61ZM60 140V141H61ZM218 140V141H219ZM260 140L262 141V142H260ZM37 141V142H38ZM42 141V143H43V139L41 140ZM59 141V142H60ZM101 142H99V140L97 141L99 144H101L103 141L102 140H100ZM135 141H137V140H135ZM46 142V141H45ZM46 142V143H47ZM127 142H129L128 140H127ZM130 142H131V140H130ZM221 142V141H220ZM41 143V144H42ZM64 143H65V141H64ZM67 143L69 144V140L67 141ZM97 143V144H98ZM103 143H105V142H103ZM222 143V142H221ZM33 144V145H32ZM44 144V143H43ZM59 144H61V143H59ZM67 144V145H68ZM137 144H139V143H137ZM218 144H219V142H218ZM226 144V146H224ZM70 145H69V148H70ZM125 145V144H124ZM135 145H136V143H135ZM44 146V145H43ZM97 146H100V145H97ZM122 146H123V149H122ZM134 146V144L131 146V147H133ZM221 146H222V144H221ZM263 146V147H262ZM56 147V148H55ZM95 147V148H94ZM219 147H220V145H219ZM28 148H32V149H30V152L28 153V152H25V150L26 149H28ZM134 148V147H133ZM132 148V149H133ZM221 149H222V147H220ZM219 148V149H220ZM263 148V149H262ZM72 149V148H71ZM135 149V148H134ZM218 149V146L216 147V150ZM218 149V150H219ZM221 149H220V152H221ZM39 150H41V151H39ZM27 151H29V149L27 150ZM74 151V150H73ZM121 151L123 152V153H121ZM249 151V152H250ZM248 152V151H247ZM263 152V151H262ZM130 153H131V151H130ZM97 155L98 154V156H94V155ZM102 154V155H101ZM105 154V155H104ZM227 154H229V156L227 155ZM254 153H252V155H253ZM261 154V153H260ZM22 155H24L25 157H26V155H27V157L26 158H22ZM210 155V157L211 158H213L216 154H214V156H213V154L211 153V154H209ZM183 156V155H182ZM261 156H263V155H261ZM133 157V156H132ZM185 157V156H184ZM222 157V158H223ZM22 158V159H21ZM186 158V157H185ZM210 158V159H211ZM215 158V157H214ZM217 158V157H216ZM219 158V157H218ZM240 158H242L243 159V161H241V159ZM258 158V157H257ZM25 159V160H24ZM134 159V160H133ZM138 159V158H137ZM210 159H209V162H210ZM220 160H222L221 158H219ZM74 160L78 163L79 161L78 160H81L78 164H81V166L80 165H78V168H80V169H78V170H81L80 171V174H79V176L77 175V173H75L77 176V178L75 177V175L73 174V171H75L74 170V167L76 168V166H74V167H72L71 168V163L72 162H74ZM216 160V159H215ZM220 160H217V162H216V166H214V164H212V166H214V168L216 167H218V162H220ZM132 161H134V162H132ZM138 161V164L140 163L139 162V160H137ZM142 161H143V159L141 160V163H142ZM212 161H214V159H212ZM224 161V160H223ZM226 161V160H225ZM10 162V163H9ZM15 162V163H16ZM75 163V162H74ZM74 163H72V164H74ZM143 163H145V161H143ZM143 163H142V165H143ZM222 163H224V162H221L220 163V165L222 164ZM247 163V164H246ZM154 164V163H153ZM208 164H211V163H208ZM256 164H258V162H256ZM13 165V164H12ZM150 165H152L151 163H150ZM262 165V167L264 166L263 164H261ZM261 165H258V166H260L261 167ZM132 165H130V167H131ZM132 166V167H133ZM136 166H140V164L139 165H137V162H136ZM136 166H135V168H136ZM147 167L149 166L148 164L146 165ZM145 166V164H144V166L143 167H146ZM155 164H154V168H155ZM158 166V165H157ZM254 166V167H253ZM142 167V166H141ZM151 167V166H150ZM211 167V166H210ZM220 167V166H219ZM218 167V168H219ZM222 167V166H221ZM222 168V169H225V168ZM251 167H253L254 169H252ZM261 167V168H262ZM13 168V167H12ZM215 168V169H216ZM228 168V169H227ZM260 168V169H261ZM138 169H139V167H138ZM143 170H145V168H142ZM156 169H158V168H156ZM214 169V170H215ZM248 170V169H250L248 172L247 171H245V170ZM258 169V168H257ZM257 169H255L256 171H257ZM19 170H21V171H19ZM133 170H134V168H133ZM254 170V171H255ZM157 171V170H156ZM184 171H186L185 173L187 174V170H184ZM217 171H220L219 169L218 170H216V172ZM222 171V170H221ZM220 171V172H221ZM262 173L264 172V168L263 169H261L260 170ZM228 172L226 173V174H228ZM247 172V173H246ZM260 172V173H261ZM2 173V174H1ZM189 173V172H188ZM222 173V174H223ZM257 173H259V172H257ZM259 173V174H260ZM133 174H134V172H133ZM220 174V173H219ZM47 175L49 176V178L47 179L46 177H47ZM194 175V174H193ZM200 175V174H199ZM252 175V174H251ZM254 175V174H253ZM252 175V176H253ZM74 176V177H73ZM132 176V175H131ZM221 176H223V175H221ZM226 176V175H225ZM256 176V175H255ZM262 176V177H261ZM261 176H259V177H261V178H263L264 179V173L261 175ZM56 177H57V175H56ZM195 177H196V175H195ZM29 178V177H28ZM192 178V177H191ZM197 178V177H196ZM195 178V179H196ZM203 178V177H202ZM202 178H201V180H202ZM224 178V179H225ZM256 178V180H259V179H257V177H255ZM41 179H43V180H41ZM57 179V178H56ZM183 179H185V177H183ZM188 179V178H187ZM200 178H198V179H196V182H197V180H199ZM46 180V181H45ZM70 180V181H71ZM190 180V179H189ZM193 180L194 179H192V181H190V182H193ZM205 180V179H204ZM29 181H31V179H29ZM49 181V180H48ZM69 181V180H68ZM248 181V182H247ZM259 181H262V180H259ZM34 181H32V183H33ZM46 182V183H45ZM65 180H64V185H62V186H65ZM73 182V181H72ZM71 182V183H72ZM195 182V181H194ZM199 182H201V181H198V183ZM262 182H264V180L262 181ZM261 182V183H262ZM30 183V182H29ZM31 183V184H32ZM35 183V182H34ZM71 183H70V185H71ZM133 183V182H132ZM186 184H187V182H185ZM197 183V184H198ZM202 183L203 182H201V185L200 186H202ZM256 183V182H255ZM60 184V183H59ZM62 184V183H61ZM185 184V185H186ZM188 184H190L189 183V181H188ZM193 184V186H195L196 185V187H197V184H195V183H192ZM195 184V185H194ZM200 184V183H199ZM204 184V183H203ZM206 184H208V183H206ZM219 184V183H218ZM264 184V183H263ZM27 185H29V184H27L26 183V187H27ZM69 185V184H68ZM68 185H66V186H68ZM184 185V184H183ZM183 185H182V187L181 188H183ZM184 185V186H185ZM253 185V184H252ZM259 185H261V184H259ZM12 186V185H11ZM10 186V187H11ZM33 186H34V184H33ZM64 187V188H67V187ZM187 186V185H186ZM191 186V185H190ZM190 186H187V189H189L190 188ZM192 186V187H193ZM206 185H204V189L203 188H199V189H202V190H206L205 187ZM209 185H207V187H208ZM210 186H211V184H210ZM254 186V185H253ZM262 186V185H261ZM13 187V186H12ZM12 187H11V189H12ZM21 187V186H20ZM25 187V188H26ZM44 187V186H43ZM42 186H40V189H42L43 188ZM46 188H50V187H48V185L47 186H45ZM68 187H70V186H68ZM131 187V186H130ZM189 187V188H188ZM191 187V188H192ZM199 187V186H198ZM197 187V188H198ZM230 187V186H229ZM246 187V188H245ZM258 187H260V186H258ZM23 188V187H22ZM28 188H29V186H28ZM30 188H33V187H30ZM37 189H38V187H36ZM35 188V189H36ZM60 189L62 188V187H59ZM58 188V189H59ZM64 188H62V190L64 189ZM71 188V187H70ZM261 188H263V186L261 187ZM5 189H6V191H5ZM14 189V188H13ZM16 189V188H15ZM51 189V190H50ZM50 189H47V190H49L50 192V194H51V191L53 190V188H50ZM85 189V190H84ZM210 189H211V187H210ZM210 189L208 190V192L210 191ZM224 189H225V187H224ZM249 189H251V188H249ZM249 189H248V191H249ZM256 189H257V187H256ZM25 190V189H24ZM31 190V189H30ZM43 190V189H42ZM41 190V191H42ZM69 189H67V191H68ZM89 190V189H88ZM206 190V191H207ZM213 190H214V188H213ZM213 190H212V192H213ZM216 190V189H215ZM214 190V191H215ZM252 190V189H251ZM253 190H255V189H253ZM252 190V191H253ZM259 190H261V189H259ZM263 191H264V189H262ZM261 190V195H262V193H264L263 191ZM14 191H16V190H14ZM26 191V190H25ZM44 191H45V188H44ZM54 191V190H53ZM53 191H52V193H53ZM129 191V190H128ZM128 191H126V192H128ZM206 191H204V192H206ZM255 191H257V190H255ZM12 192V191H11ZM29 193L31 192V191H28ZM54 192H57V191H54ZM70 191H68V193H69ZM181 191H179L178 192V195L179 194H182V192H183V190H182V192L180 193ZM194 192V191H193ZM235 192H237V191H235ZM260 192V191H259ZM12 193H14V192H12ZM46 194H47V191L45 192ZM125 193V192H124ZM194 193H196V191L194 192ZM198 193H199V190L197 191V194H196V199H197V195H198ZM200 193H201V190H200ZM203 193V192H202ZM201 193V194H202ZM210 193H211V191H210ZM214 193H216V192H214ZM219 193V192H218ZM238 193V192H237ZM250 193V192H249ZM16 194V193H15ZM14 194V195H15ZM17 194H18V191H17ZM24 194H25V192H24ZM23 194V195H24ZM40 194V193H39ZM46 194H45V196H46ZM54 194H56V193H54ZM183 194H185V193H183ZM220 194V193H219ZM219 194H217L218 196H220ZM239 194V193H238ZM252 194H255V193H253L252 192ZM258 193H256V195H257ZM260 194V193H259ZM20 195V194H19ZM42 195V194H41ZM70 195V196H71ZM190 195H191V192H190ZM189 195V197L190 198H192L191 196ZM194 195V194H193ZM200 195V194H199ZM207 195V194H206ZM209 193H208V198H210L209 197ZM211 195H212V193H211ZM243 195H245V194H241V196H242V198H243ZM246 195H248V193H246ZM18 196V195H17ZM56 196V195H55ZM81 196V195H80ZM80 196H77V197H80ZM83 196L82 197H80L79 199H81L82 200V198H83ZM182 196V195H181ZM201 196H203V194L201 195ZM213 196V198L211 197V199H213V204L212 205H214V203H215V201H214V199H215V197H214V195H212ZM215 196H216V194H215ZM218 196H216V197H218ZM236 196V195H235ZM237 196H239V195H237ZM249 196V195H248ZM41 197V196H40ZM43 197V196H42ZM52 197H54V196H51V198H48L47 200H46V202L50 199H52ZM56 197H59L58 195L56 196ZM55 197V198H56ZM76 197V198H77ZM90 197V196H89ZM179 197H180V195H179ZM183 197H185L186 198V195L185 196H183ZM183 197L181 198L182 200H184L183 199ZM199 197V196H198ZM204 197H206V196H204ZM246 197V196H245ZM249 197H253V198H255L253 195L252 196H249ZM259 197V196H258ZM10 198V199H9ZM38 198H39V195H38ZM207 198V197H206ZM222 198V197H221ZM252 198V199H253ZM257 198V197H256ZM12 199H14V198H12ZM58 200H57V202L59 201V198H57ZM60 199H61V202H62V200L64 199H62L61 197H60ZM193 199V198H192ZM217 199V198H216ZM220 198H218L217 200H216V203L218 202H220L221 203V201L219 200ZM226 199V198H225ZM224 199V200H225ZM244 199V198H243ZM247 199V198H246ZM252 199H250V200H252ZM22 200V199H21ZM44 200V199H43ZM43 200H39V201H43ZM49 200V201H50ZM56 200V199H55ZM86 201H87V199H85ZM186 200V199H185ZM184 200V201H185ZM190 200V199H189ZM200 200V199H199ZM205 200L206 199H204V201L202 200V202H205ZM223 200V201H224ZM230 200V199H229ZM238 200H241V198L240 199H238ZM250 200H248V201H250ZM39 201H38V203H39ZM47 202V203H50V202ZM52 201V203H54L53 201H54V199L53 200H51ZM111 201H113V200H111ZM181 200H179V202H180ZM194 201H196L195 200V197H194ZM207 201V200H206ZM212 202V200H209V202ZM226 201V200H225ZM247 201V200H246ZM248 201H247V203L246 204H248ZM28 202V201H27ZM44 202V201H43ZM88 202V201H87ZM187 202V200L184 202V203H186ZM239 202V201H238ZM240 202H242V201H240ZM41 203V202H40ZM56 203V202H55ZM54 203V204H55ZM206 203H208V202H206ZM252 203H254V202H252ZM264 203V202H263ZM1 204V203H0ZM58 204V203H57ZM59 204H60V202H59ZM58 204V206H54L55 208H59L60 210H62L63 209V207H61L60 208V205ZM62 204V203H61ZM63 204H64V202H63ZM179 204V203H178ZM177 203H176V205H178ZM186 204H188V207H190V205H191V200H190V203L189 202H187ZM190 204V205H189ZM194 204V203H193ZM192 204V205H193ZM223 204V206H224V203H222ZM237 204V203H236ZM258 204H260V203H258ZM44 205V204H43ZM48 206H50V205H52V204H47ZM83 205L85 206L86 204H84L83 203ZM88 205V204H87ZM86 205V206H87ZM183 205H185V204H183ZM182 205V206H183ZM208 205V204H207ZM210 205V204H209ZM216 205V204H215ZM217 205H219V204H217ZM216 205V206H217ZM226 205V204H225ZM229 205H230V203H229ZM238 205V204H237ZM244 205V204H243ZM255 205V204H254ZM261 205V204H260ZM260 205H258V206H260ZM86 206H85V208H86ZM204 206H205V204H204ZM220 206V205H219ZM233 206V204H231V206L230 207H228L229 209H228V212L226 211L225 212V210H227V209H225V210H223L225 213H226V215H224L222 212V215H224L225 217H227L230 221H232L234 224H235V226L234 227H236V228H239L238 229V236H239V239H238V241H237V244H236V246H235V248L236 249H238L237 251H236V254L237 255H239L238 256V258L234 255V253L235 252H233V254L232 253H230V250L228 251L227 249H225V247H224V245H223V249L224 250H227L230 254L229 255H231V257L234 259L233 261L230 259V260H227V261H229L228 262V264H264V234H263V232L261 231V230H255V228H254V224L256 223V222H253L252 220H250L249 218H247V215L246 214H244V212H242V211H240V209H238V208H234V207H232ZM248 206V205H247ZM251 206V205H250ZM252 206H253V204H252ZM257 206V205H256ZM45 207V206H44ZM47 207V206H46ZM45 207V208H46ZM65 207V206H64ZM67 207H69V205L67 206ZM174 207H175V204H174ZM181 206L179 205V208H180ZM186 207V206H185ZM191 207H193V206H191ZM205 207H207V210H208V207H210V206H205ZM212 207H214V206H212ZM224 207H227V206H224ZM66 208V207H65ZM88 209L90 208V207H87ZM172 208V207H171ZM176 208V207H175ZM193 208H195V207H193ZM192 208V210L194 211V212H197V211H195L194 209ZM198 208V207H197ZM197 208H196V210H197ZM240 208H242V207H240ZM5 209V208H4ZM30 209V208H29ZM35 209H36V207H35ZM97 209V208H96ZM95 209V210H96ZM164 210H166L165 208H163ZM189 210V208H186V210ZM203 209H204V207H203ZM210 209V208H209ZM243 210H244V208H242ZM247 209V208H246ZM250 208H248V210H249ZM252 209H253V211L254 212H256L257 211V213H259L260 212V210H259V212H258V210H254V208L252 207ZM255 209H256V207H255ZM264 209V207L262 208V210ZM0 210H1V208H0ZM34 210V209H33ZM40 210H42V209H40ZM39 210V211H40ZM50 210V209H49ZM51 210H53V211H55L52 207H51ZM57 211V213H58V209H56ZM102 210V211H101ZM167 210H170V208L168 209L167 208ZM172 211H169L170 213L171 212H174V214H175V212L177 211H173V209H171ZM175 210V209H174ZM181 210V209H180ZM184 210V209H183ZM182 210V211H183ZM191 210V209H190ZM192 210H191V212H192ZM261 210V211H262ZM48 211V210H47ZM85 212H86V214L90 211V209L88 210V212H87V210H84ZM83 211V213L85 214V212ZM145 211V210H144ZM147 211V210H146ZM150 211H152V209H150ZM182 211H180V212H182ZM209 211V210H208ZM245 211V210H244ZM251 211V210H250ZM24 212V211H23ZM28 212V211H27ZM42 212H44L43 210H42ZM61 212H63L64 214H66L65 212H64V210L63 211H60L59 213H61ZM79 212H82V211H79ZM152 212H154V211H152ZM152 212H150V213H152ZM155 212H157L156 210H155ZM155 212H154V215H158V213H156L155 214ZM158 212H159V210H158ZM162 212L164 213V211L162 210ZM162 212L160 211V213H159V215L160 214H162ZM247 212V211H246ZM263 212H264V210H263ZM30 213V212H29ZM41 213V212H40ZM58 213V214H59ZM73 213V212H72ZM78 212H76V214H77ZM169 213V214H170ZM177 214H179L180 215V213L177 211L176 212ZM189 213V212H188ZM193 213V212H192ZM213 213V212H212ZM221 213H219V214H221ZM228 213V214H227ZM251 213V212H250ZM256 213V214H257ZM261 213V212H260ZM51 214H55V212L54 213H51ZM71 214V213H70ZM75 214V215H76ZM164 214H167V213H164ZM164 214H162L161 216H163ZM174 214H172V215H174ZM183 214H184V212H182V216H183ZM195 214V213H194ZM198 214V213H197ZM201 214V213H200ZM203 214V213H202ZM214 214V213H213ZM218 214V213H217ZM218 214V215H219ZM264 214V213H263ZM262 213L260 214V215H263ZM29 215V214H28ZM33 215V214H32ZM46 215V214H45ZM53 215H48V216H51V218L53 217ZM78 215H79V213H78ZM81 215V214H80ZM88 215H89V213H88ZM151 215H153V214H151ZM153 215V216H154ZM171 214H170V216H172ZM187 215H190V214H187ZM199 215V214H198ZM258 215V214H257ZM30 216V215H29ZM44 216V215H43ZM62 216H63V214H62ZM69 216V215H68ZM68 216H66V215H64L63 217H66V220L68 219V218H70V222L69 221H67V222H69V223H71V224H73V223H75V219L74 218H76V219H78V218H81L82 219V217L80 216H78V218L75 216L72 220L74 221H72L71 222V217H68ZM70 216H72V214L70 215ZM73 216H74V213H73ZM133 216V217H132ZM169 216V217H170ZM182 216H179V217H182ZM195 216V215H194ZM203 216V215H202ZM220 216V215H219ZM224 216H223V219H225L224 218ZM249 216H252L251 214L249 215ZM248 216V217H249ZM2 219L1 220H4V218H3V215L1 214V216H0ZM23 217V218H22ZM55 217V216H54ZM155 217V216H154ZM163 217H165V216H163ZM176 217V216H175ZM184 217V216H183ZM196 217V216H195ZM204 217V216H203ZM202 217V218H203ZM259 217V216H258ZM33 218L34 217H32V220L31 221H34L33 220ZM39 218H40V216H39ZM43 218V217H42ZM41 218V219H42ZM48 218V217H47ZM174 218V217H173ZM177 218V217H176ZM187 218V217H186ZM198 218V217H197ZM201 218V219H202ZM222 218V217H221ZM226 218V221L228 220ZM252 218V217H251ZM264 218V217H263ZM31 219V218H30ZM29 219V220H30ZM36 219V218H35ZM41 219H39V220H41ZM46 219V218H45ZM57 219H59L58 217H57ZM137 219V218H136ZM154 219V218H153ZM179 219V218H178ZM196 219V218H195ZM199 219V218H198ZM8 220H10L9 222H8ZM43 220L44 219H42V221L41 222H43ZM53 220H56V219H52V220H50V218L49 219H46L44 222H43V224L41 223L40 225H38V226H36V227H39V232L37 231V232H35L36 231V229H35V227H34V232L35 233H37L36 235H35V239H32V238H34V237H32V238H28V236H30V235H24V237L26 238V239H23L24 237H22V236H18L19 237V239L17 240L16 239V241H17V243L16 244H12V245H10L9 247L10 248H6V247H8V246H4L3 245V241H2V243H0V264H32V262L31 261H26L25 259L26 258H28L29 259V257H32L36 252H38V254H37V256H40L39 255V251H40V253H41V247H37L38 245H43V249H42V253H43V255H45L47 258H49L50 260H53L56 264H70L71 262L69 261V259L67 258V259H65L64 257H62V255L61 254H63V253H61V252H58L57 251V243L58 242H60V240L58 241V240H56V237L55 238H53V234H52V231H53V233L54 234H56V236L58 235V233L59 232H57L56 230H55V226L57 225L56 224V222H54ZM152 220V219H151ZM175 220V219H174ZM179 220H181V218L179 219ZM184 220H185V217H184ZM187 220V219H186ZM197 220V219H196ZM264 220V219H263ZM262 220V221H263ZM17 221V222H18ZM23 221V222H24ZM30 221V222H31ZM59 221H60V219H59ZM80 221V220H79ZM173 221V220H172ZM203 221H204V219H203ZM226 221H223V222H226ZM1 222H3V221H1ZM0 222V223H1ZM16 222V223H17ZM27 222H29V221H27L26 220V222H25V224L27 223ZM37 222H38V220H37ZM182 222H183V220H182ZM261 222V221H260ZM4 223H6V222H4ZM6 223V224H7ZM32 223L33 222H31L30 224L32 225ZM86 223H88V222H86ZM145 223V222H144ZM160 223H158V224H160ZM174 223V222H173ZM184 223V222H183ZM187 223V222H186ZM185 223V224H186ZM227 223V222H226ZM225 223V224H226ZM228 223H230V222H228ZM233 223L230 225V226H228V227H231V226H233ZM258 223V222H257ZM6 224H5V226H6ZM13 224V223H12ZM24 224V223H23ZM24 224V225H25ZM28 224V223H27ZM26 224V227H29V224L27 225ZM38 224H39V222H38ZM66 224V223H65ZM68 224V223H67ZM76 224V223H75ZM170 224H172V223H170ZM169 224V225H170ZM261 224V223H260ZM0 225H3V223L2 224H0ZM14 225H17V227L19 226L18 224H14ZM48 225V227H49V229H48V227H46ZM59 225V224H58ZM76 225H78V227H79V233H80V230H84V228L83 227H85L86 225L85 224H82L81 223V225H84V226H82L81 228L82 229H80V223L78 224V222H77V224ZM175 225V224H174ZM180 226H181V224H179ZM179 225H176L175 226V229H176V227L177 226H179ZM256 225V224H255ZM258 225V224H257ZM66 226H69V225H66ZM73 226V225H72ZM75 226V225H74ZM88 226V225H87ZM158 226V228H159V225H157ZM173 226V224L171 225V227ZM179 226V227H180ZM182 226H184V225H182ZM261 226V225H260ZM1 227H4V225L3 226H1ZM1 227H0V230H1ZM7 227V226H6ZM17 227H16V229H17ZM77 227V226H76ZM174 227V226H173ZM185 227V226H184ZM184 227H182L181 228V230L184 228ZM13 228V225L11 226V229ZM19 229H20V227H18ZM25 228V227H24ZM31 228V227H30ZM74 228V227H73ZM154 228H157L156 226L154 227ZM157 228V229H158ZM4 228H2V230H3ZM6 229V228H5ZM5 229H4V231H5ZM8 229H10V226L8 227ZM8 229H7V231H8ZM10 229V230H11ZM14 229L15 228H13L12 229V231H14ZM21 229H23V227L21 228ZM26 229H28V228H26ZM51 229V230H50ZM170 229V228H169ZM175 229H173V231L175 230ZM37 230H38V228H37ZM72 230V229H71ZM70 230V231H71ZM75 230H76V228H75ZM94 229H92V231H90V233L88 232V234L90 235L91 234V232H94L93 231ZM237 230V229H236ZM235 230V231H236ZM19 231H21V230H18V231H14V232H19ZM25 231L26 230H24V231H21V232H19V233H22V232H24L25 233ZM28 231H30L31 232V229L30 230H28ZM51 231V232H50ZM86 231V230H85ZM85 231H83V232H85ZM148 231V230H147ZM158 231V230H157ZM172 230H171V232H173ZM175 231H179V228H178V230H175ZM174 231V233H176ZM3 232V231H2ZM29 232V233H30ZM76 232V231H75ZM166 233V236H165V233ZM182 232V231H181ZM203 232V231H202ZM223 232V231H222ZM221 232V233H222ZM6 233V232H5ZM4 233V234H5ZM9 233H11V232H8V233H6V234H9ZM77 233V232H76ZM75 233V234H76ZM81 233H82V231H81ZM80 233V234H81ZM95 233V232H94ZM93 233V234H94ZM95 233V234H96ZM178 233V232H177ZM185 233H186V231H185ZM187 233H188V231H187ZM186 233V234H187ZM195 233V232H194ZM194 233H192V237H194ZM200 233V232H199ZM233 233V232H232ZM0 234H1V237H3V235H2V233L0 232ZM11 234H13V232L11 233ZM10 234V235H11ZM31 234H33L32 232H31ZM69 234V233H68ZM67 234V235H68ZM78 234V233H77ZM80 234H78L79 236H80ZM154 234V235H153ZM181 234V233H180ZM189 235L191 234V233H188ZM196 234V233H195ZM208 234V233H207ZM214 234V233H213ZM229 234H231V233H229ZM14 235V234H13ZM20 235V234H19ZM33 235V236H34ZM77 235V236H78ZM82 235V234H81ZM172 235H174V234H172ZM179 235V234H178ZM185 235V234H184ZM203 235V234H202ZM221 235V234H220ZM233 234H231V235H228V236H232ZM15 236V235H14ZM61 236V235H60ZM70 236H71V234H70ZM88 235H86V238H88L87 237ZM93 236V237H92ZM166 237V239L167 238H169V240L166 242L167 244H166V246H163L162 247V245H158L159 247L157 248V243L160 241L159 239V241L157 242V243H155V240L157 239V238H162L163 239V237ZM183 236V235H182ZM182 236H180L179 238H182ZM201 236V235H200ZM223 236V235H222ZM235 236V235H234ZM4 237H6L5 235H4ZM7 237H10V236H8L7 235ZM20 237H22V239L20 238ZM59 237V236H58ZM63 237V236H62ZM73 237V236H72ZM81 237H83V236H81ZM164 237V238H165ZM176 237H178L177 235H176ZM187 237H188V235H187ZM186 236H184V238H187ZM190 237L191 236H189V239L188 240H190ZM191 237V238H192ZM233 237V236H232ZM236 237V236H235ZM10 238H12V236L10 237ZM15 238L16 237H14V240H13V238L12 239H10V240H12V241H14L15 242ZM28 238V239H27ZM61 238V237H60ZM68 238V239H67ZM66 238V243H65V240L63 239L62 241H64L63 243H65V244H68L69 242V237H67ZM77 238V237H76ZM85 238V237H84ZM85 238V239H86ZM202 238H204V236L202 237ZM221 239H222V237H220ZM219 238V239H220ZM224 239H225V237H223ZM230 238V237H229ZM228 238V239H229ZM234 238V237H233ZM237 238V237H236ZM235 238V239H236ZM1 239H4V238H1ZM91 239V240H92ZM171 239V240H170ZM186 239V240H187ZM220 239V240H221ZM227 239V238H226ZM5 240V242H6V239H4ZM68 240V241H67ZM78 240V239H77ZM79 240H80V238H79ZM90 240V246H91V244L92 245H94V247L96 246V244L98 243V241H96L95 242V244H93L94 242L93 241H91ZM174 240V239H173ZM178 240V242H179V239H177L176 238V241ZM192 240H193V238H192ZM197 240V239H196ZM230 240V239H229ZM228 240V241H229ZM165 240H163L162 242H164ZM171 241V243H169ZM194 241V240H193ZM219 241V240H218ZM217 241V242H218ZM226 240H224L223 241V239H222V242L224 243ZM228 241H226V242H228ZM234 241V240H233ZM68 242V243H67ZM70 242H73V241H71V239H70ZM92 242V243H91ZM143 242V243H142ZM162 242H161V244H162ZM178 242L177 243H175V244H178ZM184 242V241H183ZM220 242V241H219ZM38 244L36 247L39 249V251L38 250H36L37 248H33L34 247V244ZM49 243V244H48ZM80 243V242H79ZM78 243V244H79ZM231 243V242H230ZM62 244V242L60 243V245ZM72 244V243H71ZM73 244H74V242H73ZM84 244H86V241H85V243ZM104 244H105V246H104ZM218 245H220L219 243H217ZM227 244V243H226ZM47 245H49V246H47ZM64 245V244H63ZM69 245H70V243H69ZM89 245L87 246V248L90 250L91 248H89ZM164 245V244H163ZM216 245V244H215ZM214 245V246H215ZM65 246V245H64ZM67 246V245H66ZM65 246V247H66ZM98 246H99V244H98ZM97 246V247H98ZM179 246V245H178ZM177 246V247H178ZM230 246V245H229ZM60 247V246H59ZM65 247H64V249H65ZM67 247H70V246H67ZM67 247H66V251L67 250H69L70 251V249L72 248L73 249V245H72V247L70 248V249H67ZM78 247V246H77ZM97 247H96V250H98L97 249ZM135 247V246H134ZM134 247H133V249H134ZM220 247H222L221 245H220ZM226 247H228V244L226 245ZM230 247H232L231 249H233L234 247L233 246H230ZM216 248H219V247H216ZM34 249V250H33ZM77 249V248H76ZM75 248H74V250H76ZM88 249H85V250H83V252L85 251V252H87V253H85V255L86 254H88L89 255V253H91L90 251L88 252ZM93 249V248H92ZM131 249V250H130ZM215 249V248H214ZM61 250V249H60ZM63 250V249H62ZM79 250V249H78ZM94 250H95V248H94ZM102 250H104V249H102ZM130 250V251H129ZM211 250V251H210ZM216 250V249H215ZM33 251H36L33 255H31L32 254V252ZM77 251V250H76ZM76 251H75V253H76ZM99 251V250H98ZM98 251H96V253L98 252ZM195 251H198L197 253H198V256H196L194 253H195ZM232 251V250H231ZM19 252V253H18ZM63 252V251H62ZM65 252V251H64ZM73 252V250L72 251H70V254ZM78 252V251H77ZM101 252V253H102ZM202 252V254H199V253H201ZM222 253V254H220L219 255V253ZM228 252L226 253V254H228ZM74 253V254H75ZM82 253V251H80V253H78V254H81ZM93 253V252H92ZM95 253V252H94ZM100 253V252H99ZM65 254V253H64ZM76 255V254H75ZM94 257H96L95 256V254H92ZM91 255V256H92ZM131 255H133V254H131ZM135 255H138V254H134V259H135ZM211 255H212V253H211ZM216 255V257H214ZM224 255V254H223ZM35 256H36V254L33 256L34 257V259H35ZM77 256V255H76ZM80 256V255H79ZM78 256V257H79ZM99 256H101V254L99 255ZM103 256H101L102 257V259H103ZM207 256L209 257V258H207ZM219 256V257H218ZM224 256H226V255H224ZM14 257H16V259H18L19 261H20V259H22V261H20L19 263L17 262L16 263V259H14ZM32 257V258H33ZM41 257V256H40ZM40 257H39V260H40ZM42 257H44V256H42ZM41 257V258H42ZM67 257H69V256H67ZM89 257H90V255H89ZM229 257L230 256H227V258L225 257V259H229ZM73 258V257H72ZM97 258V257H96ZM100 258V257H99ZM34 259H32V260H34ZM42 259H44V258H42ZM79 259L81 260L82 258H81V256L79 257ZM84 259V258H83ZM86 259V258H85ZM136 259H138V257L136 256ZM138 259V260H139ZM129 260V259H128ZM138 260H136V264H140V263H137V261ZM214 260V261H213ZM220 260V261H219ZM35 261V260H34ZM33 261V262H34ZM44 261L46 262V264H48L47 263V260H45L44 259ZM43 261V262H44ZM83 261V260H82ZM81 261V262H82ZM85 261V260H84ZM83 261V262H84ZM95 261V260H94ZM97 261V260H96ZM101 261V260H100ZM129 261H131V259L129 260ZM142 261V262H141ZM144 261V262H145ZM216 261H218L217 263H216ZM223 261H225V262H227L226 260H223ZM37 262H38V260H37ZM36 262V263H37ZM41 262H42V260H41ZM42 262V263H43ZM44 262V263H45ZM49 262V261H48ZM53 262V263H54ZM76 262V261H75ZM103 262V261H102ZM154 262V263H153ZM35 263V264H36ZM41 263V264H42ZM86 262H84V264H85ZM90 262H88V263H86V264H89ZM104 263V262H103ZM106 263H107V261H106ZM109 263V262H108ZM107 263V264H108ZM224 263V262H223ZM34 264V263H33ZM39 264V263H38ZM94 264V263H93ZM102 264V263H101ZM105 264V263H104ZM150 264V263H149ZM227 264V263H226Z\"/></svg>",
    "mask_w": 264,
    "mask_h": 264
}]
</instances>
